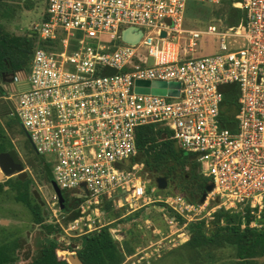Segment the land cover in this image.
Masks as SVG:
<instances>
[{
	"label": "built area",
	"instance_id": "2783aa9c",
	"mask_svg": "<svg viewBox=\"0 0 264 264\" xmlns=\"http://www.w3.org/2000/svg\"><path fill=\"white\" fill-rule=\"evenodd\" d=\"M192 1H227L245 16L238 26L188 27ZM46 4L33 32L48 44L35 49L28 72L15 73L2 87L7 98L16 96L11 116L20 119L35 152L53 159L59 188L83 198L79 218L67 226L58 221L62 230L79 231L84 224L87 233L94 231L91 213L100 218L106 200L133 211L159 203L173 214L171 221L164 214V220L175 226L214 219L223 209L240 214L242 228H262L264 0ZM128 29L130 35L140 34L134 44L124 41ZM207 37L218 40L215 52L197 55L200 40ZM138 80L180 82V95L138 93ZM230 84L239 86L238 109L224 126V89ZM157 122L198 156L214 186L204 203L180 194L155 197L158 186L143 177L145 165L134 161L136 133ZM55 198L59 201L56 193Z\"/></svg>",
	"mask_w": 264,
	"mask_h": 264
},
{
	"label": "trees",
	"instance_id": "16d2710c",
	"mask_svg": "<svg viewBox=\"0 0 264 264\" xmlns=\"http://www.w3.org/2000/svg\"><path fill=\"white\" fill-rule=\"evenodd\" d=\"M12 1L14 0H0V6L10 4ZM219 6L221 9L213 15L220 20L223 19L225 26H238L245 16L243 10L232 7L230 2L224 1ZM203 11L210 18L213 16L212 9L207 5L192 1L187 9V18L199 16V13ZM34 40V34L30 37L11 33L0 20L1 82L6 77L11 81L17 72L26 73L30 70L36 49ZM47 44L43 42L41 46ZM5 93L0 83V96H4ZM238 97L239 86L237 84L225 87L222 109L224 126L229 124L238 109ZM13 118L21 124L17 116H10V121H6V127L10 130ZM5 132L4 126L0 123V153L15 150ZM136 138L139 152L134 161L145 165L143 177L150 179L156 186H158V179L164 177L174 184L188 201L201 203L202 195L210 183L201 171L198 156L183 149L172 138V131L161 122L141 126L137 130ZM34 156L35 161H30L28 167L53 188V164L37 153ZM32 174L24 166V171L0 183V191L13 194L18 202L23 203L29 209L33 220L41 224L48 219L49 211H44L39 204L42 200L39 192L32 189L35 184ZM61 191L59 204L62 213L66 215L64 224L67 226L68 223L81 216L78 207L83 198L70 191ZM104 205V210L111 212L108 214L109 219L116 221L121 218L120 210L112 209L111 200H106ZM242 222L240 214L220 209L214 214V219L209 224L207 220L191 222L188 225L190 238L181 246H186L188 253H195L196 256L207 252L208 264H214L216 255L213 251L216 249H227L230 252L232 256L230 264H264V226L262 228L249 226L242 228ZM60 229V226L45 224L42 232L36 234L34 238L36 252L32 264H70L67 258H60L66 252H57V249L71 248L52 237V234H56ZM23 244L24 241L19 237L1 238L0 264L10 259L9 251L20 249ZM125 253L132 254L134 249L127 245L124 252L121 244L113 238L110 226L84 234L81 238V248L78 250V255L84 264H123L126 260Z\"/></svg>",
	"mask_w": 264,
	"mask_h": 264
},
{
	"label": "rangeland",
	"instance_id": "374dc122",
	"mask_svg": "<svg viewBox=\"0 0 264 264\" xmlns=\"http://www.w3.org/2000/svg\"><path fill=\"white\" fill-rule=\"evenodd\" d=\"M46 3L47 0H14L10 4L0 6V20L11 33L31 37L32 33L34 34L35 26L41 22V18L46 11ZM207 6L212 9V15L221 9L219 5L208 4ZM204 11L199 13V16L187 18V26L203 28L208 24L224 25L223 19L220 20L214 15L210 18ZM34 37L35 47L38 48L44 41L39 32L34 34ZM216 44H218L216 38H203L199 42L196 54H213L217 48ZM6 95L7 93L4 94V96ZM16 99L15 96L13 103H15ZM1 105L2 103H0ZM5 122L6 119L0 120V123L5 124ZM12 122L11 130L5 129V134L23 160L26 170L33 173L35 184L32 189L38 191L41 196L42 200L39 201V204L45 212L49 211L48 220L59 221L63 224L66 215L61 213V206L58 199L55 198V191L46 180L28 167L30 161H35L34 155L36 153L34 147L22 124H19L14 118ZM47 161L53 164L51 157H48ZM208 182H211L210 179H208ZM176 194L181 195L182 193L175 188L174 184L168 181V187L165 190L159 189L155 197L159 195L166 197ZM162 208L163 206L159 203L149 204L137 211H133L128 206L119 208L112 205L113 210H120L121 218L116 220L117 222L109 219L108 214L111 212L104 209L100 218L95 213H91V230H98L100 226L110 221L116 222L114 225L116 226V232L114 233L117 237L116 239L123 247L128 245L131 249L133 247L136 249L134 253L128 255L131 258H126L124 264H208L207 252H202L203 256H196L195 253H188L186 246H181L184 244L183 242L186 243L190 238L189 224L186 226L181 222L177 226L169 224L168 221L164 220V214L168 215L169 221L172 220L170 216H173V214L169 211H162ZM126 217H133L137 220L128 222L125 220ZM204 220H207L209 224L213 219L210 216ZM40 229V226L34 224L31 212L23 203L18 202L13 194L0 191V239L9 236L22 238L25 241V247L20 252L21 255V253L24 254L27 251L28 247H32V250L34 249L33 240L36 234L41 231ZM65 229H68V227H65ZM87 229L89 230V227L83 224L81 230H69L67 232L62 230L59 236L67 243H76L79 236L85 233ZM124 237H127L128 241L124 242ZM213 252L216 255L214 264H230L232 256L227 249H216Z\"/></svg>",
	"mask_w": 264,
	"mask_h": 264
},
{
	"label": "water",
	"instance_id": "95a60500",
	"mask_svg": "<svg viewBox=\"0 0 264 264\" xmlns=\"http://www.w3.org/2000/svg\"><path fill=\"white\" fill-rule=\"evenodd\" d=\"M131 31L132 29H128L124 33V41L130 44H134L139 40L140 34L133 36V35H130ZM163 35L166 36V33H163ZM136 85H137L136 91L138 93H144V94L152 93L155 95H161V96L169 95L173 97H177L180 95V87H181L180 82L167 83L164 81L138 80L136 82ZM169 88L171 90H169ZM24 166H25L24 162L20 158L17 151L12 150V151H8L5 153H0V168L3 171V173L0 174V182H3L6 178H10V177L18 175L20 172L24 171ZM120 166H123V165H120ZM124 168H126L127 170H130L126 166H124ZM157 183H158V188L161 190H165L168 187V181L164 177H160ZM52 185H53V189L55 193L60 198V196L62 195V191L57 185L54 178L52 180ZM213 188L214 186L212 184H209L207 186L206 192L202 195L201 203L205 202L208 193L211 192ZM60 242H63V241H60ZM73 247L79 248L76 245H73ZM69 262L70 264H84V262L80 259L78 255H70Z\"/></svg>",
	"mask_w": 264,
	"mask_h": 264
},
{
	"label": "flooded vegetation",
	"instance_id": "af4514ba",
	"mask_svg": "<svg viewBox=\"0 0 264 264\" xmlns=\"http://www.w3.org/2000/svg\"><path fill=\"white\" fill-rule=\"evenodd\" d=\"M11 81H10V79L9 78H5L4 80H3V82H0L2 85L4 84V83H7V84H9ZM0 103H2V105L0 106V120L1 119H6V121H8L9 119H10V116H11V112L10 111H12V108H13V100H11L10 98H7L6 96H3V95H1L0 96ZM2 125L4 126V128L7 130L8 128L6 127V122H5V124L4 123H2ZM8 132V131H7ZM26 132V131H25ZM27 134V133H26ZM1 169V168H0ZM1 173H3V171H0V174ZM6 179H8V178H6ZM6 179L4 180V181H6ZM3 181V182H4ZM1 183V182H0ZM29 210V209H28ZM61 213H62V210H61ZM63 214V213H62ZM33 219V218H32ZM125 220H127L128 222L131 220V221H136L137 219L136 218H133V217H126V219ZM114 221V220H113ZM126 221V222H127ZM33 222H34V224L35 225H37V226H40V232H42V230H43V226L45 225V224H50V225H52V226H60V228H61V225H60V223L58 222V221H52V220H46L44 223H41V224H39V223H36L34 220H33ZM117 222V221H116ZM116 222H112V221H110L109 223H107V224H104V225H102V226H100V228L99 229H101V228H103V227H106V226H110V232H111V234H112V236H113V238L117 241V242H119L116 238V235L114 234L115 232H116V226H114L115 225V223ZM124 227H125V225H124ZM98 229V230H99ZM39 232V233H40ZM92 232V231H91ZM60 233H62V228L56 233V234H52V237H54V238H57L58 240H59V242L60 241H63V242H60L61 244H63L64 246H67V247H70L71 249H57V252H66L65 253V255L63 256V257H60V258H67V260H68V262H69V256L70 255H78V250H80V248H81V238L84 236V235H81V236H79V239L77 240L78 242H76V243H74V242H68L67 243V241H65V240H62L61 238H60V236H59V234ZM89 233V232H88ZM3 238H5V237H3ZM7 238V237H6ZM9 238H17V237H11V236H9ZM35 238V237H34ZM125 238V237H124ZM21 240H22V238H20ZM24 241V240H23ZM125 241H128V238L126 237L125 239H124V242ZM120 243V242H119ZM121 244V243H120ZM73 245H76V246H78L79 248H74L73 247ZM122 246V248H123V250H124V252H125V247H123V245H121ZM25 247V241H24V244H23V246H22V248H20V249H17V250H11V251H9L8 252V254L10 255V259L7 261V262H4V263H1V264H32L33 263V260H34V256H35V246H34V240H33V247H34V249L32 250L31 248L32 247H28V249H27V251L24 253V254H22L21 253V255H20V252L22 251V249ZM133 249L134 250H136L135 249V247H133ZM125 255H126V258H131V257H128V255H131V254H126L125 253ZM79 256V255H78ZM126 262V260L124 261V263ZM70 263V262H69ZM123 263V264H124Z\"/></svg>",
	"mask_w": 264,
	"mask_h": 264
},
{
	"label": "crops",
	"instance_id": "0c3cea01",
	"mask_svg": "<svg viewBox=\"0 0 264 264\" xmlns=\"http://www.w3.org/2000/svg\"><path fill=\"white\" fill-rule=\"evenodd\" d=\"M237 9H238V8H237ZM25 87H26V84H23V85H22V88H25Z\"/></svg>",
	"mask_w": 264,
	"mask_h": 264
}]
</instances>
